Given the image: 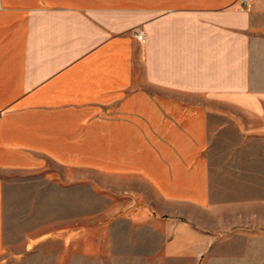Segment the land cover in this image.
Segmentation results:
<instances>
[{
    "label": "rangeland",
    "instance_id": "374dc122",
    "mask_svg": "<svg viewBox=\"0 0 264 264\" xmlns=\"http://www.w3.org/2000/svg\"><path fill=\"white\" fill-rule=\"evenodd\" d=\"M143 92L43 102L8 88L0 100V264H264V103L256 113ZM186 112H200V123ZM116 142L207 149L163 175L136 165L138 152L112 149Z\"/></svg>",
    "mask_w": 264,
    "mask_h": 264
},
{
    "label": "crops",
    "instance_id": "0c3cea01",
    "mask_svg": "<svg viewBox=\"0 0 264 264\" xmlns=\"http://www.w3.org/2000/svg\"><path fill=\"white\" fill-rule=\"evenodd\" d=\"M248 4L250 8L244 0H0V100H7L8 88H19V97L32 96V101L90 102L106 94L114 102L111 93L142 87L149 100L152 89H167L260 113L264 0ZM181 115L200 123V112ZM119 128L112 123L113 130ZM203 144L116 142L110 147L138 152L136 165L176 175L181 160L198 159L199 151L207 149Z\"/></svg>",
    "mask_w": 264,
    "mask_h": 264
},
{
    "label": "built area",
    "instance_id": "2783aa9c",
    "mask_svg": "<svg viewBox=\"0 0 264 264\" xmlns=\"http://www.w3.org/2000/svg\"><path fill=\"white\" fill-rule=\"evenodd\" d=\"M244 2L246 3V5H248V8H250V6L248 4V0H244ZM143 37H144L143 32H140L137 38H138L139 41L142 42L143 41Z\"/></svg>",
    "mask_w": 264,
    "mask_h": 264
}]
</instances>
